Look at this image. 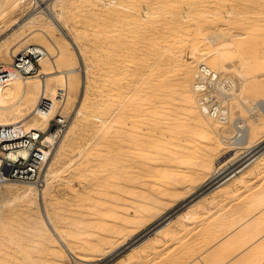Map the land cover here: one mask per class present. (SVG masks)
<instances>
[{"label":"rangeland","instance_id":"obj_1","mask_svg":"<svg viewBox=\"0 0 264 264\" xmlns=\"http://www.w3.org/2000/svg\"><path fill=\"white\" fill-rule=\"evenodd\" d=\"M51 2V0H26L20 3V0H0V64H13L15 56L28 46L34 45L44 48L52 55L58 70L76 69L71 78L72 92L65 106L62 107L60 103L54 102L58 106L53 116L61 112L67 119V127L62 136L60 148L44 170L43 176L48 179L49 183L46 189V200L43 198L39 200L37 196H33L31 201H25L17 192V188L25 187L20 184L21 182L13 181L8 187L0 184V264H112L116 261L118 264H125L126 262L123 260L125 255L130 252L135 243H138L137 241H141L139 239L143 240L145 237L155 234L157 230L167 226L177 214L187 211V208L194 204L196 199L201 198L200 195L194 200H190L192 193H197L208 177L200 176L201 178L192 181L190 176L194 167L170 162L171 157L176 156L177 152H168L170 156L166 152L159 155L155 152L158 157L153 152L148 154V156L150 155L148 159L153 162L148 160L150 173L147 175V179L145 178L148 183L146 185L149 190L148 195L152 199L149 212L145 218L138 217L133 221L132 227H130L132 230L128 229L129 231L125 230L118 234L111 233V230L108 231L109 225L121 223L116 216L107 213L111 206V199L105 192L110 193L112 190L109 186L114 180L111 175L116 168L117 152L114 150L119 145V136L123 135L121 133H126V120L122 117V113L128 112V102L134 101V98L142 97L152 102L157 95L156 91L173 84L169 88L173 89L174 93L162 105L157 104L158 107H163L165 104L168 106L163 107L164 115L160 114L159 116L165 119L166 127H173L174 134L172 131L169 132L171 138L193 136L192 138L196 142H200V144L197 143L198 148H209L210 142H212L209 137L216 140L218 138L221 146L215 152H211L213 162L222 159L225 155L229 156V159L239 157L247 151L256 149L257 146L256 152L263 150L264 121L262 120L264 117L260 114L261 119L257 120L258 112L253 110V106L259 98L264 96V0H64L62 5L59 3V6H55L56 13L61 14L62 30L51 24L44 14L46 13L44 8ZM31 13H36V19L22 27L15 26L16 22L23 21ZM219 33H224L225 39L228 40L225 46L227 69L219 73L226 81L224 91L216 87V93L208 96V99L201 104L210 107L219 105L223 109H228L226 114L230 119L225 123L222 121V124L218 125L215 123L217 118L213 117L215 119L213 121V119L203 116L199 110L197 94L194 93L195 110L197 114H200L198 117L208 124L206 126L203 123L207 129H210L208 131L211 134L209 133L207 136V133L204 134L199 128L191 127L189 122L184 120L186 118L182 114L186 111L181 94V81L180 83L177 81L181 80L179 75L183 69L182 65L191 64L195 72L199 62L205 57L207 61L209 58L211 60L210 54L206 53L217 48L218 44L216 42L213 44L212 38ZM131 35H135L134 38ZM137 37L142 38L139 41L141 43L138 42ZM149 41L151 44H148ZM142 42H146L148 46ZM134 44L137 45V48ZM143 47L145 48L143 49ZM205 54L206 56H203ZM122 55H124L123 58ZM124 57L127 58L131 66H127L129 63L126 60L127 64L123 61ZM140 57L143 58L142 63ZM159 57H161L160 61L165 64L161 62L158 64ZM137 58L140 59V62ZM116 60L118 62L121 60V63ZM133 60L134 62L138 61L133 63ZM115 63L122 64L121 68L124 70ZM112 64L114 65L112 66ZM114 66L117 67L114 68ZM140 66L147 68L143 67L142 69ZM162 68L164 69L162 70ZM212 68L215 67L212 66ZM215 70L217 71L216 68ZM139 75L141 78L138 77ZM157 75H160V79ZM168 76L172 78L171 81ZM146 78L148 79L146 80ZM150 78L154 80H150ZM192 78L194 79V77ZM120 79L121 81H119ZM155 79L161 80L159 82L161 86L155 82ZM193 79L190 81L191 90ZM147 81L148 83H146ZM163 83L164 85H162ZM122 84L125 90H123V86L121 89ZM147 84L155 86L154 89L151 87L152 90H148L150 86ZM257 88L259 89L257 90ZM150 91L154 95H151ZM14 95L15 93L5 85L0 89V104L6 103ZM148 97H151V100ZM146 99L145 101H147ZM14 100L8 103H13ZM36 104L37 102L30 104L21 112L17 111L16 107L10 109L3 119L24 117L31 112ZM80 104L83 105L80 106ZM76 109L81 111H75ZM176 115H180V117ZM238 121L245 122L250 127H253L254 123L263 122L254 132L251 149H239L235 148L236 145L231 144L234 140L231 137L236 134L234 123ZM120 125H124L125 128ZM25 126L33 128L34 125L28 122ZM192 129L194 130L192 131ZM183 134L187 136H183ZM204 138L207 139L206 142ZM221 139H225L227 145ZM112 141L115 143L113 144ZM116 144L117 146H115ZM113 148L116 149L113 150ZM184 153L190 154L192 158L205 152L199 154L198 152H194V154L193 152H181V154ZM257 165L261 167L258 174L262 179L264 177V156ZM255 170L256 168L252 167L244 174L242 171L241 179L236 180L238 182L258 180ZM110 176L111 178H109ZM213 186L211 185L209 189ZM187 202L189 203L185 204ZM96 209H99L98 213L95 212ZM216 211L217 209H213L212 213ZM188 218L189 221L191 220L192 226L184 228L185 220L181 218L180 223L170 230L174 233H171V239L169 238L166 245L157 249L156 252L159 251V254L154 251L156 255L154 252L150 253L145 262L137 263L135 261L131 264H185L188 259L186 255H190L192 252V249L186 250L185 246L188 244L193 230L208 220V217L204 216H197L193 220L189 214ZM101 220L107 224L102 223ZM168 230H164L163 233ZM136 235L137 239L109 255L112 250ZM63 244L72 247V255L65 251L67 248ZM103 251L104 253H101ZM62 253L64 254L62 255ZM178 254H181L180 261H177ZM85 258L86 260H84Z\"/></svg>","mask_w":264,"mask_h":264},{"label":"bare ground","instance_id":"obj_2","mask_svg":"<svg viewBox=\"0 0 264 264\" xmlns=\"http://www.w3.org/2000/svg\"><path fill=\"white\" fill-rule=\"evenodd\" d=\"M24 1H26V0H20V3L21 2H24ZM51 1L52 2L44 8V10H45L44 12H46L44 14H45L46 18H48V20L50 21L51 24H53L55 27H57V28H59V29L62 30V25L60 23L61 14L60 13H56L57 11L55 10V6L56 5L59 6L58 5L59 3H61L60 5H62V3H63L64 0H51ZM34 19H36V13H31L23 21L20 20L19 22H16L15 23L16 24L15 26L17 28L18 27H22V26H24V25H26L28 23H31ZM137 21H135V22H137ZM138 22H140V21H138ZM126 33H127V31H126ZM130 34L128 35L129 37H130ZM157 34H158V31H157ZM133 36H135V35H133ZM139 36L141 37V34ZM160 36H161V34H160ZM126 38H127V36H126ZM148 38H146V39L148 40ZM135 39H136V37H135ZM141 39L142 38H140L138 40V42L141 41ZM160 40H161V38H160ZM226 40H227V38L225 39V34L224 33H221V34L219 33V35H217L216 37H213L212 38L213 44L216 42V44H218V46H217L216 49H213L211 52L206 53V54H210L209 56L212 57L211 60L209 58V61H207L205 59L206 58L205 57L204 60H202L201 62H199L200 64L197 66L196 70L194 69L195 72L193 71V67H192L191 64L182 65L183 66L182 67L183 69L182 70L180 69L181 71L179 70L181 72V75H179V76H181V80H179L177 82L180 83V81H181V85H180L181 86V94H182L183 102H184V105H185L184 106L185 107L184 109L186 111L184 114H182V115H185V117L183 116L184 118H186L184 120L187 121V122H189V124L191 125V127H194L196 129L199 128L202 131V133H204V134L207 133V136L210 133L208 131L210 129H207L205 127V125L208 126V124H206L204 121H202V119H199V117H198V114L199 113L197 114V112L195 110L194 93L197 94V98H198L197 101H198L199 110H200V112H201V114L203 116H205L208 119L209 118L213 119V117L215 119L217 118L216 120L213 119V121L215 120V123H217L218 125L219 124H222V121L225 123V122H227L230 119V118L228 119V116H226V117H223L222 116V115H227L226 113H227V110L228 109H221L220 106H218V105L217 106L214 105L210 109L209 106H207L206 104H201L204 100L208 99V96L212 95L213 93H216V90H217L216 87L221 88L224 91V83L226 81H224L222 79V77L220 76L219 73H220V71L227 69V66H226V55H225V46L228 43V40L227 41ZM124 41H125V39H124ZM150 41L148 42V44L149 43L151 44ZM130 42L133 43V41H130ZM164 42H166V41H164ZM139 43H141V42H139ZM143 44L144 45L146 44L145 46H148V44L146 42L143 43ZM143 44H142V46H144ZM134 45L137 48V45L136 44H134ZM162 45H164V44H162ZM144 48L145 47H143V49ZM128 49H130V48H128ZM132 50H133V47H132ZM123 51H125V50H123ZM135 51L137 52L136 49H135ZM165 51H164V53H165ZM140 54H141V52H140ZM147 54H148V51H147ZM193 54H195V53L193 52ZM206 54L203 55V56H206ZM132 55H134V54L132 53ZM123 56L124 55H122V58H123ZM127 56L128 55H126V57ZM145 56H146V54H145ZM155 56H156V54H155ZM160 56H162V55H160ZM163 56H164V54H163ZM126 57H124L123 61L125 63L127 61V63H129V64L126 63L127 66H129V65L131 66L130 62H128V60H127ZM142 57H140V58H142ZM119 58H120V56H119ZM128 58H131V56L130 57L128 56ZM160 58L161 57H159V60H158L159 63L158 64H160V62H161L160 61ZM137 59L139 60V61L138 60L137 61L140 62V59L139 58H137ZM165 59H166V57H165ZM144 60H146V59H144ZM152 60H153V58H152ZM116 62H118V61L116 60ZM136 62H134V60H133V63H136ZM142 62H143V58H142L141 63ZM118 63H121V60ZM125 63H123L124 66H126ZM144 63H145V61H144ZM149 63H150V60H149ZM161 63H164V62H161ZM166 63H168V62H166ZM50 64H51V67H49ZM192 64H194V63L192 62ZM40 65H41L40 73H39L38 76H35V77H23L21 75V77H23V79H21L20 74L18 72L12 71V78L13 79L9 83H7L6 86H7V88L10 91H13V93H15V95L13 97H11L6 103L0 104V125H11V124H15V123H22V124L25 125L26 123L31 122L32 125H34L33 126L34 129L45 130L47 128V124H48L49 120L51 119V117L54 114V111H55L56 107L58 106V104H55V103H60L62 107L65 106V104L67 102V99H68V97L70 96V94L72 92L71 91V78H72V75L76 72V69L75 68H67V69H64V70H58L57 69V66L55 64V61H54V59L52 57V55L48 51H46V56L41 60ZM113 65L114 64H112V66ZM116 65L119 66L120 64H116ZM121 65L119 66L120 69H122L121 68ZM170 65H172V64L170 63ZM170 65H169V67H170ZM107 66H109V65H107ZM124 66H123V68H124ZM173 66H174V64H173ZM212 66L215 67L217 69V71L215 70V68H212ZM116 67L117 66H114V68H116ZM143 67H141V68L143 69ZM169 67H166V68H169ZM129 68L130 67H128V69ZM144 68H147V67H144ZM163 69L164 68H162V70ZM122 70H124V69H122ZM146 71H148V70H146ZM146 71H145V73H146ZM174 71H172V72H174ZM160 72H161V70H160ZM128 73H129V70H128ZM156 73H158V72H156ZM140 74H142V73H140ZM170 74H171V72H170ZM170 74H169V76L172 75V74L171 75ZM173 74H175V73H173ZM145 75H143V76H145ZM164 75H162V76H164ZM140 76L141 75H139L138 77H140ZM157 76L159 77L160 75H157ZM173 76L175 77V75H173ZM131 77H132V75H131ZM168 77H166V79H169L170 78V77L169 78ZM192 77H194V79ZM143 78H142V80H143ZM172 78H170L169 80L171 81ZM133 79H136V78H133ZM147 79L148 78H146V80ZM158 79H160V77ZM191 79H193V83H192V90L193 91L191 90V85H190ZM150 80H154V79H151L150 78ZM157 80L155 81L156 83H159L161 81V80L160 81L159 80L157 81ZM119 81H121V79ZM148 81L146 83H148ZM124 83H125V81H124ZM131 83H133L132 82V79H131ZM149 83H150V81H149ZM164 83L162 85H164ZM143 84H142V86H143ZM160 84L161 83H159L158 85H160ZM165 84L168 85V83H165ZM175 84H176V82H175ZM139 85H141V84H139ZM152 85L154 86V84H152ZM233 85H235V84H233ZM122 86H123V84L121 85V89H122ZM125 86H126V84H125ZM148 86H150V85H148ZM170 86H173V84H171ZM170 86L169 85L168 86H164L163 88H161L158 91H156L155 94H157V95L155 96L154 101L152 100V102L149 101L148 99L142 98V97L134 98V101H129L128 102V108H127L128 112H123L122 113V117L125 118L124 120H126V125H125L126 128H125L124 125H120V126L122 128H125L126 133L125 134L124 133H121L123 135H120L119 136L120 137V141H119V145H118L117 149L116 148H113V150L116 149V150H114V152H117L116 153V158H115L116 159L115 160L116 161V165L114 164L115 162L113 163L116 166L115 172L113 173V175H111V176L114 177V180L112 181V183L109 186L110 189L112 188L111 192L110 193L109 192H105V193H108L109 194L107 196H109L110 199H111V204L109 203L111 206L109 208L107 207L109 209L107 213L108 214H112L114 217L116 216L121 221L120 224H115V225L111 224L112 226H110V225L108 226V229L107 230L108 231L111 230V233L113 232V233L118 234V233L123 232V231L125 232V230L131 229L130 227H132L131 225H132L133 221L135 219H137L138 217L145 218V216L147 215V213L150 210V204H151V200L152 199L149 197V195H148L149 194V192H148L149 190L146 188V185L148 184L147 181H146V179L148 177L147 175H149V173H150V165L148 163V160H149L148 158H149L150 155L148 156V154H152V152H153V154L156 155L155 152H157V154L159 155L160 153L161 154H165L163 152H166V153H168V152H170V153L171 152L176 153L177 152L178 153V156H177V153H176V156L174 155L173 157H171V161L170 162L171 163H174V164H182L183 166L184 165L185 166H188L189 165V166L194 167L193 168L194 170L192 169L193 171L191 172L192 173L191 176L188 175V173H187V175L191 177V180L192 181L197 180L200 176L208 177L206 179V181L202 184V186L200 187V189H198V192L197 193H194V194L192 193V195L190 197H193V196L197 195L199 192L203 191L205 188L210 187L211 185L213 186V184H216L212 188L208 189V191H206L203 195H201V199L196 204L194 203L189 208H187V211H185V214H183V215H186L187 214L186 215L187 218H188V214H189V217H190L193 214H197L198 215V213H200V212L202 213V211H206L208 213L209 210H210V207H212V206H214L216 204H220L219 203L220 200H224L223 198L232 197L233 194H235L236 192L238 193V189L236 188L235 185H234L235 187L232 186L231 185V182H233V184H235V182H238V180H236V179H239V180L241 179L240 173L242 172L243 168L244 167H248V166L251 167V168L252 167L253 168L256 167V164L258 163V161L264 156V149L261 150V151H257L256 152L258 146L257 147L255 146L256 149H254L252 151H249V152L247 151L246 153H244L243 155H240L239 157L230 158L229 159L228 158L229 156H226L225 155L222 159L213 162L211 152H215V150L216 149H219L220 146H221L220 145V142L218 141V138L216 140V139H213V138L209 137V139H212L211 140L212 142H210V147H209L210 149L209 148H200V147L198 148V146H197V143L198 142H196L192 138L193 136L190 137V136H187L186 134H183V136L184 135L187 136L186 138H179V136L176 137V138L175 137H172L171 138V136H169V132L172 131L173 132L172 134H174L173 127H171V128L166 127V125H165L166 124L165 123V119L163 117L159 116L160 114L164 115V112H165L164 110L165 109L163 107H168V106H165L166 104L163 105V107H158L157 106V104H161L162 105L164 101L166 102L167 101L166 99H168L169 96L174 93L173 89L169 88ZM178 86H179V84H178ZM151 87L152 86H150V88L148 90H150ZM154 87H152V88L154 89ZM123 88H124V86H123ZM135 88H136V86H135ZM135 88H134V91H135ZM137 88H138V85H137ZM143 89H145V88L143 87ZM258 89L259 88H257V90ZM260 89H262V88H260ZM123 90H125V88ZM134 91H132V92H134ZM144 92H145V90H144ZM146 93H145V95H146ZM136 94H137V92H136ZM198 94H199V96H198ZM124 95H127V94H124ZM151 95H154V94H152V92H151ZM254 96H255V94H254ZM43 97H45L48 100H50L51 102H53V108H52V110L50 112L41 113V112H38L37 111L38 101H39L40 98H43ZM148 98L151 100V97H148ZM145 99L147 101H145ZM11 100H14V102L13 103H8ZM177 100H179V99H177ZM35 102H37L36 106L31 110V112H29L24 117H21V118L18 117V118L10 119V120L3 119V118H5L7 116V113L6 112L8 110L13 109V108L16 107L17 111L21 112L24 108L29 107L30 104H33ZM124 103H125V101H124ZM171 104H173V103H171ZM174 104H176V103H174ZM82 105L80 104V106H82ZM179 105H182V104H179ZM117 107L119 108L120 106H117ZM169 108H171V107H169ZM166 110H168V109H166ZM179 110L181 111V109H179ZM253 110L256 111V113L258 112V114L256 115L257 120L261 119L260 118V116H261L260 114H262V116L264 117V96L261 97V98H259L255 102V104L253 106ZM75 111H78V109H76ZM80 111L81 110H79L78 112H80ZM169 113H171V112H169ZM177 113H178V111H177ZM179 114H181V113L179 112ZM177 117H180V115L177 116ZM169 120L172 121L171 119H169ZM262 121H264V119ZM262 121H261V123H254L253 127L248 126L247 123L242 122V121L235 122L234 123V130H235L236 134L233 137H231L232 139H234L231 142V144L236 145L235 148H239V149H245V148H248L249 149L250 148L251 149L252 148V145H251L252 144V140L254 138V132H255V130L257 128L259 129V126L258 125L263 124ZM173 122H174V120H173ZM176 123H174V124L176 125ZM203 123H205V125ZM212 123H214V122H212ZM190 125H188V127H190ZM186 128H187V126H186ZM180 130H183V129H180ZM193 130L194 129H192V131ZM187 132H188V130H187ZM178 134L180 135V133H178ZM194 135H196V134H194ZM62 136L55 143V146H54V148H53V150L51 152V155H50V159H49L48 163L46 164V167L45 168H47V166L52 161L54 155L56 154V152L60 148L61 142H62ZM115 138H117V137H115ZM49 140H51V138ZM206 140L204 138V141L205 142H206ZM221 140L223 142H225L226 145H227V142H226L225 139H221ZM114 143L115 142H113V144ZM208 143H209V140H208ZM117 144L115 146H117ZM198 144H200V142ZM208 146H209V144H208ZM112 147H114V146H112ZM181 152H186V153L193 152V154H194V152H198V154L200 152H205V153L204 154L203 153L202 154L200 153L201 155L199 154V156L197 155L196 157L193 156L191 158L190 157V154L189 155L188 154L186 155L185 153L184 154H181ZM7 155H8L9 158L16 160L19 156H27V152L26 151L11 152V153H8ZM169 156H170V154H169ZM151 157H152V155H151ZM163 159H165V158H163ZM191 159H193V160L195 159L197 161V163H196V161H193ZM150 160H149V162H152ZM166 161H168V160H166ZM154 165H155V163H154ZM236 166H238V167L237 168H234ZM2 167H3V165H1V162H0V168H2ZM212 167L215 170L214 169L212 170ZM154 168L156 169V167H154ZM157 170H159V169H157ZM169 170H171V169H169ZM208 174H210V176H207ZM111 176L109 178H111ZM47 180L48 179H45V182H44V184L41 187H39V186H37L36 184H33V183L21 182L20 184L22 186H25V187L17 188V192L20 194V197L23 198L25 201H31L33 196H37L39 200L41 198H43V200H46V191H47L46 189H47V186L49 184ZM12 182L13 181H3V182L0 181V184H2V186H5V187L7 186L8 187V186H11ZM14 186H15V184H14ZM15 189H16V187H15ZM136 198L137 199H140V200H137ZM158 202H160V201H158ZM95 212L98 213L99 212V209H96ZM190 214H192V215H190ZM186 216H184V217L180 216V217L183 218V219H185ZM99 217H101V216H99ZM180 217H178L177 219L175 218V219L169 221V224L167 226L166 225L163 226L161 229L157 230L155 232V234H153V235L151 234L150 236L145 237L143 240H142V238L139 239L141 241H137L138 243H135V245L132 246L130 252H128L125 255V258L123 259L126 262L125 264H131V263H133L135 261L137 263H143V262H145L146 261V258L148 257V255L150 253H152L154 251L156 252L158 248L160 249V247H162V245H164L165 243L168 242L169 238L171 239V236L174 233H172L173 231L171 232L170 230L173 229L176 225H178L180 223V221H181V218ZM190 221L189 220H185V223H184V226L185 227L184 226L183 227L184 228L190 227V225L192 223V222L190 223ZM101 222H102V220H101ZM104 222H102V223H104ZM105 223L107 224V222H105ZM164 230H168V231H165V233H163ZM175 230H174V232L176 233ZM134 239H137V235L135 237H132L131 239H128V242L126 241V242L122 243L115 250H112L109 253V255L112 252H114V251L116 252L117 250H120L122 247H124L126 244L130 243ZM63 243H65V242H63ZM63 246L67 248L65 251L67 253L69 252L72 255V247H70V246L68 247L66 244H63ZM155 252H154V254H155ZM158 252H156V253H158ZM101 253H104V251L101 252ZM63 254L64 253H62V255ZM95 257H96V255H95ZM87 258H91L92 259L93 257H87ZM84 260H86V258ZM87 261H89V260H87ZM112 264H118V262L116 261V262H114Z\"/></svg>","mask_w":264,"mask_h":264},{"label":"crops","instance_id":"obj_3","mask_svg":"<svg viewBox=\"0 0 264 264\" xmlns=\"http://www.w3.org/2000/svg\"><path fill=\"white\" fill-rule=\"evenodd\" d=\"M254 168L259 178L261 167ZM251 169L244 167L242 174ZM231 185L236 186L238 193L223 198L220 204L210 207L208 213L191 214L193 220L197 216L208 217V220L193 230L185 246L186 250L192 249L191 254L186 255L185 264H264V177L231 182ZM213 209L217 211L212 213ZM183 214L185 211L175 218L186 216ZM186 218L183 220H188ZM180 257L178 254L177 261Z\"/></svg>","mask_w":264,"mask_h":264},{"label":"built area","instance_id":"obj_4","mask_svg":"<svg viewBox=\"0 0 264 264\" xmlns=\"http://www.w3.org/2000/svg\"><path fill=\"white\" fill-rule=\"evenodd\" d=\"M45 56L44 48L32 45L15 56L13 64H0V89L13 79L12 71L18 72L23 77L38 76L41 60ZM52 108L53 102L45 97L39 99L38 112H50ZM66 127L67 119L61 112L49 120L45 130L27 128L22 123L0 125V162L3 165L0 168V181L33 183L41 187L45 182L43 174L46 164L55 143L64 134ZM18 151H26L27 156H19L14 160L7 155Z\"/></svg>","mask_w":264,"mask_h":264},{"label":"water","instance_id":"obj_5","mask_svg":"<svg viewBox=\"0 0 264 264\" xmlns=\"http://www.w3.org/2000/svg\"><path fill=\"white\" fill-rule=\"evenodd\" d=\"M208 189H209V187L205 188L203 191H201V192H199L197 195L193 196L192 199H190V200L192 201V200H194L195 198L199 197L200 195H203L206 191H208ZM188 203H189V202H187V203H185V204H188ZM185 204H184V205H185ZM184 205H183V206H184ZM183 206H182V207H183ZM179 209H180V208H179ZM179 209H178V210H179ZM178 210H177V211H178Z\"/></svg>","mask_w":264,"mask_h":264}]
</instances>
